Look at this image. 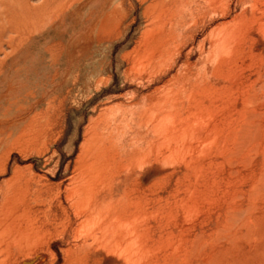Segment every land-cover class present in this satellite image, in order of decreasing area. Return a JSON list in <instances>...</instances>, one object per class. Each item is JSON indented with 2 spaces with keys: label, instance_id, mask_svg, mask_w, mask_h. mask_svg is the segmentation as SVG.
<instances>
[{
  "label": "rangeland",
  "instance_id": "374dc122",
  "mask_svg": "<svg viewBox=\"0 0 264 264\" xmlns=\"http://www.w3.org/2000/svg\"><path fill=\"white\" fill-rule=\"evenodd\" d=\"M8 186L0 264H264V0H0Z\"/></svg>",
  "mask_w": 264,
  "mask_h": 264
},
{
  "label": "bare ground",
  "instance_id": "6f19581e",
  "mask_svg": "<svg viewBox=\"0 0 264 264\" xmlns=\"http://www.w3.org/2000/svg\"><path fill=\"white\" fill-rule=\"evenodd\" d=\"M6 30V29H5ZM159 43H157V45H158ZM6 45V44H5ZM159 50V49H158ZM156 51V50H155ZM156 53V52H155ZM161 52H159V54H160ZM155 103V102H154ZM163 104V103H162ZM158 105V104H157ZM160 105H161V103H160ZM159 105V106H160ZM163 106V105H162ZM150 107V106H149ZM158 107V106H157ZM161 107V106H160ZM150 109V108H149ZM151 113V112H150ZM148 114V113H147ZM148 125V124H147ZM155 125V124H154ZM153 127V126H152ZM156 129V128H155ZM180 130V129H179ZM178 130V131H179ZM182 130V129H181ZM177 132V131H176ZM176 132H175V135H176ZM161 133V132H160ZM177 134H178V132H177ZM161 135H162V133H161ZM28 136V135H27ZM172 136V135H171ZM156 139H158L159 138V136L157 137H155ZM14 139V138H13ZM140 139V138H139ZM155 139V140H156ZM15 140V139H14ZM24 140V139H23ZM164 141H165V139H164ZM163 141V142H164ZM13 142V141H12ZM155 142V141H154ZM167 142V141H166ZM149 143V142H148ZM148 143H147V145H148ZM153 143V142H152ZM151 144V143H150ZM150 144H149V146H150ZM155 144V143H154ZM152 145V144H151ZM157 145V144H156ZM158 145H159V143H158ZM167 145V144H166ZM90 146V145H89ZM153 146V145H152ZM168 146H170V145H168ZM12 147V146H11ZM10 147V148H11ZM16 147V146H15ZM103 147V146H102ZM140 147V146H139ZM155 147H157V146H155ZM105 150H106V147L104 148ZM6 150V149H5ZM102 150V149H101ZM97 153V152H96ZM101 153V152H100ZM102 153H104L103 151H102ZM93 155V154H92ZM95 156L96 155H94V158H95ZM98 156V155H97ZM96 156V157H97ZM103 156V155H102ZM109 156V155H108ZM100 157H101V155H100ZM112 157H114V156H112ZM111 156H110V158H112ZM85 158V157H84ZM104 158V157H103ZM125 158V157H124ZM105 159H107L106 157H105ZM92 160V159H91ZM101 160V159H100ZM102 161H104V159L103 160H101V162ZM120 161V160H119ZM92 162H94V160L92 161ZM97 162H98V160H97ZM109 162V161H108ZM111 162V161H110ZM95 163V162H94ZM99 163V162H98ZM98 163H96L97 165H98ZM95 164V165H96ZM101 164V163H100ZM108 164V163H107ZM110 164V163H109ZM119 164V163H118ZM92 166H93V163H92ZM104 166H106V163H105V165ZM103 166V167H104ZM112 166V165H111ZM110 166V167H111ZM118 166V165H117ZM82 167V166H81ZM90 167V166H89ZM94 168H96V166H93ZM92 167V168H93ZM107 167V166H106ZM5 168V167H4ZM77 168V167H76ZM97 168H98V166H97ZM96 168V171H98V169ZM100 169H102V168H100ZM104 169V168H103ZM108 169V168H107ZM106 169V170H107ZM90 170V169H89ZM106 170H102L103 172H105ZM77 171L78 170H76V172H74V173H77ZM81 171V170H80ZM99 171H101V170H99ZM108 171V170H107ZM90 172H91V170H90ZM79 173V172H78ZM102 174H104V173H102ZM76 176V175H75ZM98 176V175H97ZM16 177V176H15ZM73 179V178H72ZM75 180V179H74ZM77 180L78 179H76V182H77ZM7 183L8 182H6V185H7ZM10 183V182H9ZM71 183V182H70ZM73 184H75V181H74V183ZM72 184V185H73ZM77 184V183H76ZM75 184V186H72V185H70V186H72L71 187V189H68L69 191L68 192H70L72 195H73V197H77V198H80L81 196H82V193L84 192V191H86V189H85V187L84 186H81V185H76ZM84 185V184H83ZM70 186L68 187V188H70ZM8 188V190H7V192H5V193H3L4 195H2V200H1V205H0V259H1V257L3 256V257H11V255L14 253V250H16V249H18L19 247H21L27 240H29V237H28V234L26 233V232H28L29 233V230L30 229H28V224H27V218H26V215H27V213H28V211H27V209L25 208V205H24V203H23V200H19L18 198H19V196L15 193V192H13V191H11L10 189H9V186L7 187ZM91 189V188H90ZM89 190V189H88ZM92 191V190H91ZM89 193H93V192H89ZM71 194H69L68 193V195H71ZM92 195V194H91ZM1 197V196H0ZM70 198H71V196H70ZM76 198V199H77ZM81 200V199H80ZM74 203H77L75 200H74V202H73V204ZM77 206H79L78 205V203H77ZM97 208H98V206H96ZM29 208V207H28ZM100 208V207H99ZM98 208V209H99ZM103 208H105V207H103ZM93 209V208H92ZM97 209V210H98ZM102 209V208H101ZM105 209H107V208H105ZM94 210V209H93ZM109 210V209H108ZM76 212V211H75ZM103 212V211H102ZM89 213V212H88ZM91 213V212H90ZM93 213H95V212H93ZM97 213V212H96ZM125 213V212H124ZM118 214V213H117ZM77 215L78 216H80L81 214L80 213H78L77 212ZM82 215H83V213H82ZM98 215H99V213H98ZM122 215V214H121ZM88 216V215H87ZM90 216V215H89ZM118 216V215H117ZM120 216V215H119ZM110 217V216H109ZM83 218V217H82ZM104 218V217H103ZM119 219V218H118ZM86 220V219H85ZM78 221V220H77ZM104 222H106V220L104 221ZM108 222H110V221H108ZM114 223V222H113ZM116 223V222H115ZM107 224V223H106ZM114 225V224H113ZM34 227V226H33ZM47 232V231H46ZM33 233V232H32ZM38 233V232H37ZM43 233V232H42ZM17 234H21L22 236L20 237V238H18L17 237ZM30 236V235H29ZM34 236V235H33ZM32 235H31V237H33ZM47 240V239H46ZM31 241V240H30ZM179 244V243H178ZM17 251V250H16ZM30 251V250H29ZM114 251V250H113ZM29 254V253H28ZM128 258V257H127ZM126 258V259H127ZM10 259V258H9ZM130 259V258H129ZM128 260V259H127ZM13 263V262H12Z\"/></svg>",
  "mask_w": 264,
  "mask_h": 264
}]
</instances>
